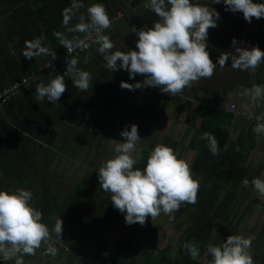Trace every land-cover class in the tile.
I'll return each mask as SVG.
<instances>
[{
	"label": "clouds",
	"instance_id": "clouds-1",
	"mask_svg": "<svg viewBox=\"0 0 264 264\" xmlns=\"http://www.w3.org/2000/svg\"><path fill=\"white\" fill-rule=\"evenodd\" d=\"M225 5L226 11L243 13L246 22L253 18H264V3L253 0H210L211 4ZM208 3H193L192 0H148V7L159 19L152 27L139 30L133 26L130 31L138 37L136 50H119L116 44L104 35H99V52L105 60L106 69L116 72L123 69L129 78L142 75L144 79L135 83L122 81L121 89L136 90L148 87L159 88L169 96H176L185 89H191L201 79H210L217 68L222 69L231 59L233 69L255 70L264 63V51L258 46H236L235 55L219 57L214 63L207 51L209 29L216 28L220 13ZM90 24L81 26L82 31L89 28L97 34L111 26L105 7L94 4L88 9ZM39 42H26L22 53L29 60L34 58V49ZM114 48L117 50L112 51ZM40 49V52H44ZM55 58V54L52 55ZM119 61V64H118ZM76 61L67 64L64 75H57L47 84H39L36 98L49 103H58L67 91L65 76L71 74L73 87L86 91L92 76L87 71L75 67ZM253 102L264 101V85L254 86L248 93ZM254 132L264 134V122H259ZM123 142L117 143L116 155L105 161L98 170L100 188L111 194L115 209L125 214V223L144 225L146 219L157 218L161 214L174 219V213L182 204L197 202L200 183L193 178L190 165L178 157L170 146L158 144L151 151L143 169L135 167L138 158L133 156L136 145L142 140L138 125L132 124L120 132ZM201 139L208 141L209 151L219 154V141L213 133L205 132ZM249 183L264 199V179L253 178ZM33 194L30 190H0V255L4 260L13 259L17 254H33L41 242L49 236V229L43 220V213L32 206ZM62 232V221L57 227ZM252 238L243 235H229L221 245H207L211 256L209 264H255L251 254ZM184 248L193 259L200 254L199 242L188 241ZM107 255V253H105ZM16 264H22L17 259Z\"/></svg>",
	"mask_w": 264,
	"mask_h": 264
},
{
	"label": "rangeland",
	"instance_id": "rangeland-1",
	"mask_svg": "<svg viewBox=\"0 0 264 264\" xmlns=\"http://www.w3.org/2000/svg\"><path fill=\"white\" fill-rule=\"evenodd\" d=\"M192 2H199L201 4L208 3L210 5V0H192ZM253 2H259V0H253ZM210 6L214 7L217 12H223L231 16L230 21L232 22L239 20L241 24H247L246 28L248 30L255 31L257 29L258 19L256 18H253L252 22L248 23L243 18V13L226 11L223 3L211 4ZM115 9L116 8L113 10ZM124 9L129 11V8H123V10ZM138 9L141 11L136 9L134 14L129 12V15L137 16V20L140 22L146 21V15L148 20H150V23H154L159 19L154 12L152 16L148 14V7H146V9L139 7ZM133 18L135 17H132V19ZM232 18L235 20H232ZM78 19L79 22L72 20L68 21L66 27H71L73 29L77 28V31H80L81 26L87 23L84 20L81 22V18ZM132 19L130 21H132ZM219 28L220 27L217 26L216 28L209 29L207 38V51L214 63L218 62L219 57L235 55L234 46L232 44L234 38L237 41L236 46H247L249 48L258 46L264 51V48L261 47L249 34L241 33L237 36L236 34L231 33L229 36H226V33H220ZM130 29L131 28L125 20H120L111 25L101 35L109 37L119 50L128 51L132 50L138 38L134 37ZM98 40L99 36L96 39V43ZM99 48L100 46L97 47L98 51ZM117 48H114L113 51L117 50ZM210 51L213 52L212 55ZM263 64L264 63H261L259 66ZM257 68L255 70H257ZM245 75H247L245 74V71L233 69L231 66V60H228L222 69L217 65L214 75L210 79H201L198 83H195L191 89H185L183 93L176 96L168 95L165 97L167 94L164 93L165 95L160 99L157 97L153 98L154 101L152 100V107L150 109H148L149 107L143 109L139 108V106L143 107L145 104L138 99V96L133 91L131 93L124 92L121 96L127 98L126 109H134L132 113H127L131 118L123 120L125 105H122L120 102H114L112 105L113 110L109 109L106 111L108 113V120L98 124V131L96 130L98 127L94 126L96 129L91 140L81 142V145L77 146V151H73L69 148L61 151L59 148L55 147V149L54 146L45 145L50 148V151L52 152L50 161L44 165V170L33 174L34 178L30 179V182L33 183L36 192L39 189L41 190V186L44 187L45 185L46 188H63L61 189V192L65 193L72 183L84 181L85 186H89V192L87 193V199H89L93 196L92 187L94 185H97V187L100 186L98 180L99 168L105 161L116 155L114 150L117 143L123 142V137L120 136V132L124 130L125 126H128V130L130 131V126L133 123L138 125V133L142 140L136 145V151L133 153V156L136 158H138L143 147L154 149L156 145L163 144L170 146L173 149L176 146V149H179L180 146L186 145L189 136L192 135L191 128L188 129V126L184 123L188 116L187 110H185V101L190 99L199 102L206 98L207 102L210 104L212 103L211 99L215 98L220 92L225 90L228 92L227 89L232 85L237 86L236 84L239 82L243 83V77ZM256 85L257 84H255V86ZM237 87L239 92L243 90L246 91L245 85H239ZM251 89L252 88H247L248 91ZM101 103L102 98L100 104ZM116 105L117 108L115 109L114 107ZM103 108L102 105L97 104L95 110L103 111ZM149 110L152 111L151 114L149 113ZM147 119L153 121L154 124L146 123L149 122L146 121ZM51 149L56 151L54 152ZM46 155L47 154L44 155V158H46ZM183 157L187 163L191 161V153L188 151L183 153ZM193 178L198 180L199 183L201 182L200 179H197L194 176ZM16 188H10L8 191L21 189V187ZM100 191H102V196L108 194L110 195L109 198H111L110 193L99 189V192ZM32 194L34 198L38 193L36 195H34V193ZM95 211L96 203L87 204L85 202V204L77 209L76 213L71 214L68 220L65 221L71 223L73 226L74 224H82L85 226L84 228H80L83 230L82 236H74L71 242L63 244V246L67 247V250L78 256V259L82 260L83 264H98L93 261V257L100 247L105 246L106 249L110 250L121 237L125 239L137 238L139 240L138 248L135 253L137 257L144 249L153 250L155 252L166 247L173 250L178 246L184 230L189 225L188 221L191 217V214L189 213L187 214V218H185V216L175 222V224H171L169 223L168 216L161 214L153 220H151V217H148L146 223L142 226L139 223L127 225L125 223V214L122 213L116 226L107 230L96 223ZM237 211H239V209ZM251 211L252 213L250 212V216H248V219H245V221L239 220L236 222L239 211L234 213V218L232 217L230 221L221 224L217 232L216 246L221 245L226 241L229 235L251 237V254L253 259L257 264H264V227L262 228L264 213L262 204L258 206L253 205ZM82 216L84 218L80 221ZM85 217L88 218L89 221L86 220ZM81 232L82 231H79V234H81ZM54 241L58 242V240H55L53 237H47L42 244V248L39 246L35 249L33 254L21 253L9 260H4L3 256L0 255V264H16L17 259L21 260L22 264H68L65 253L66 250L63 251L61 249L58 257L55 253L56 249L53 247L56 246L54 245ZM72 264H77V261L72 262Z\"/></svg>",
	"mask_w": 264,
	"mask_h": 264
},
{
	"label": "crops",
	"instance_id": "crops-1",
	"mask_svg": "<svg viewBox=\"0 0 264 264\" xmlns=\"http://www.w3.org/2000/svg\"><path fill=\"white\" fill-rule=\"evenodd\" d=\"M71 3L75 8V13L71 15L70 21L79 22L78 18H81V22L84 20L87 24H90L88 9L97 3H94L92 0H83L82 2L71 0ZM117 10L112 9L111 15ZM148 12L149 15L153 14L150 9ZM3 13L4 11L0 9L1 23H3ZM132 17L135 18L132 19ZM45 18L46 20L42 23L43 25L38 22V35L32 41H27L26 38L29 33L26 35L23 27L12 26L13 28L11 30L13 31L10 32L8 37V34H5L8 33L10 28L8 29L6 24L0 25V31L3 33V37L0 38V89L36 70L39 64L49 60L53 54L60 52L64 47L81 38L85 32L82 30L77 31V28L66 27L67 23L62 24L60 22L59 14L51 13ZM131 19L132 21H130ZM135 19L137 20L138 17L131 15L122 20H125L130 28L135 26L138 30L144 26L152 27L154 24L150 23L147 15L145 16L146 21L140 22ZM58 22L59 25H57ZM28 28L27 24H25V29L27 30ZM133 35L135 38L137 37L135 33ZM37 41L39 42V48L33 50L34 58L32 60L25 58L22 53L26 50V42ZM97 45L100 46L99 40L93 52L67 58L64 66H61L53 72L45 73L34 84L21 89L0 110V190L8 191L10 188L15 189L16 187L28 190L31 188L36 189L33 183L30 182V179L34 178V173L41 172L45 169L44 165L50 161L52 154L50 149H47L45 143H43L46 137H51L53 141H56L59 139V135H63L67 131V134L72 137V140L78 142L77 145H81L83 141L87 142L91 140L96 129L94 126L98 127V124L108 120V113L106 111L109 109L113 110L112 105L114 102H120L122 105H125L123 120L131 118L127 113H132L134 109H126L127 98L122 97L121 94L124 92L131 93L133 90L121 89L120 84L122 81L127 83L142 81L144 77L137 75L134 79H130L128 72L123 69L116 72H111L106 69V62L97 50ZM260 46L264 48V46ZM41 48L45 51L40 52ZM133 49L136 50V44ZM72 60L77 62L75 65L77 69L87 71L91 74L92 81L90 82L89 88L86 91H81L73 87L72 80L70 79L71 74H69L64 77L67 91L61 96L58 103H49L46 98L43 101H38L36 98L37 85L49 83L58 74L64 75L67 71V64H70ZM260 67L262 68L260 73L261 77L258 79H260V85H264V64ZM245 74L247 75L243 77L242 85H245L246 91L239 92L237 86H239L238 84L240 82L236 84L237 86L232 85L227 89L228 92L225 90L216 95L215 98L212 97V103L210 104L225 107L224 110L226 112L229 105L235 104L239 108L264 116V101L253 102L247 90V88H253L258 82L257 70L249 69L245 71ZM133 92L136 93L141 102H144L145 106L143 108L149 107L148 109L152 107L151 102L154 101L153 98L163 94L159 88L153 87L136 89ZM101 98L102 103L100 104ZM97 104L102 105V108L104 107L103 111L95 110ZM114 108L116 109L117 105ZM139 108L142 107L139 106ZM69 112L71 114L70 119L73 122L69 123L68 128H66L64 127V123L67 122L65 120V114ZM149 113L151 114L152 111L149 110ZM146 121L149 120L147 119ZM243 122L245 124L247 123L245 121ZM146 123L154 124L153 121ZM243 126H238V123L235 121L231 126L227 127L226 131L231 134V137L235 138ZM246 127L250 131V133L247 132L248 140L246 141L252 143L254 146L246 163V179L251 182L253 178L264 179V134L258 135L254 132V126ZM96 130L98 131L99 127ZM22 151L26 155H22ZM52 151L55 152L56 150ZM45 154H47L46 158H44ZM13 172L26 173L25 181L23 183L16 181L14 174L12 175ZM25 183L29 184V186ZM239 188V203L229 216L228 221L232 219L235 212L239 211L236 222L239 220H247L250 212L252 213L251 209H253V205L258 206L262 204L264 213V199L259 197L251 183L247 187L242 183ZM238 209L239 211H237ZM262 223L263 228L264 221Z\"/></svg>",
	"mask_w": 264,
	"mask_h": 264
},
{
	"label": "trees",
	"instance_id": "trees-1",
	"mask_svg": "<svg viewBox=\"0 0 264 264\" xmlns=\"http://www.w3.org/2000/svg\"><path fill=\"white\" fill-rule=\"evenodd\" d=\"M76 1L82 2L83 0ZM93 1L94 3L102 4L109 17L112 12L108 5L109 2L114 3L115 8L118 10L126 8L120 0ZM117 3L120 5H117ZM259 3H264V0H259ZM0 9L4 11L3 23L0 22V25L6 24L7 28H10L5 35L8 34L7 36L9 37L10 32L13 31L11 30L12 26L23 27L26 35L29 33L26 38L27 41H32L37 37L38 22L41 24L45 22V17L51 13L59 14L62 24L70 21L71 15L75 13L71 0H0ZM219 13L220 18L217 21V25L220 27V33H226V36H229L231 33L237 36L241 33H247L260 45L264 46V18L258 19L257 29L252 31L246 28L247 24H241L239 20L233 18L232 20L235 21L232 22L230 21L231 16L223 12ZM25 24L29 27L27 30L25 29ZM57 25H59V22ZM49 27L51 28L50 25ZM2 37L3 33L0 31V38ZM64 49L65 47L61 51ZM90 52H93V50L84 54ZM210 53L212 55L213 52L210 51ZM229 60L231 59L229 58ZM261 70L262 68H257V85H260V79L258 78L261 77ZM224 108L209 104L206 98L199 102L189 99L185 101V110H187L188 116L184 123L188 126V129L191 128L192 135L189 136L186 145L180 146L179 149H176V146L173 147L181 159H185L183 157L185 151L191 153L190 167L192 174L197 179H200L201 182L197 202L195 204H182L180 209L174 213V219H170L168 216L169 223L175 224L181 218L185 216L187 218V214H191L188 221L189 225L184 230L178 246L173 250L165 247L155 252L144 249L137 257L135 253L139 240L137 238L125 239L121 237L110 250L106 249L105 246H101L93 257L95 263L209 264L212 258L207 253L206 247L209 244L216 246L219 226L228 221L229 216L239 203V187L247 176L246 163L254 146L252 143L246 141L248 140L247 132L250 133L246 126L255 127L257 125L245 124L241 120L234 119ZM235 121L238 123V126H244L238 135L233 138L226 129ZM205 132L213 133L218 139V155H213L209 151L208 141L201 139L202 134ZM152 150L151 148L143 147L138 155V163L135 167L143 169ZM21 154L26 155L23 151ZM13 174L16 181L20 183L25 181L26 173L13 172ZM25 184L29 186V184ZM31 191L32 193L36 192L33 188ZM33 207H36L37 210L43 213L42 222L47 225L50 235L55 230V226H57V223L54 221L56 219L55 211L57 210V215L60 213L57 195L48 192V188H46L45 193L41 194L39 199H34ZM121 214L108 202L101 207L98 221L104 228H112L117 223ZM188 241L199 242L200 254L195 259L184 248V244ZM74 261H77V264H83L82 260L78 259L75 254L72 252L67 253V263L72 264ZM254 262L257 264L255 260Z\"/></svg>",
	"mask_w": 264,
	"mask_h": 264
},
{
	"label": "flooded vegetation",
	"instance_id": "flooded-vegetation-1",
	"mask_svg": "<svg viewBox=\"0 0 264 264\" xmlns=\"http://www.w3.org/2000/svg\"><path fill=\"white\" fill-rule=\"evenodd\" d=\"M120 1L122 4H124V6L126 8H129V11H126L127 9H124V11L127 12V15L125 17L131 15V14L129 15V12L134 14L136 9L139 10L138 9L139 7L142 9H146V5L148 3V0H120ZM108 5L111 8V10L115 8L114 3L109 2ZM117 5H119V3H117ZM139 11H141V10H139ZM162 95H165V94L164 93L160 94L157 98L160 99L162 97ZM70 116H71L70 112L65 114V118H66L65 120L67 122L64 123L65 124L64 127H66V128H68L69 123L73 122L70 119L71 118ZM43 143H45V145L54 146L56 148H59V150H61V151H63V149H67V148H69L73 151H75V150L77 151V146H79V145H77L78 142L73 141L72 137L67 134V131L63 135H59L58 140L53 141L51 137H46L45 140L43 141ZM71 145H72V147H71ZM47 149H50V148L47 147ZM40 188H41V190L40 189L37 190L38 196L37 197L34 196V198H32V201H31L32 206L34 204V199H39L40 195L45 193V189H46L45 185H44V187L41 186ZM52 188H54V189H52ZM88 188H89V186L88 185L85 186L84 181L72 183L70 185V187L66 190L65 193L61 192V189H63V188H60V187H58V188H55V187L50 188L49 187L48 188V192H50V193L54 192L53 194L57 195L58 207L60 206L59 215H57V210L55 209L56 210L55 211L56 219H54V221L57 223V226H55V230L52 231V233L48 236V237H53L55 240H58V242L54 241V245H56V246H53L54 249H56L55 253L58 257L60 255L61 249L63 251L66 250L65 251L66 257H67V253L70 252L69 250H67V247L63 246V244H67L68 242H71L74 236L77 237V236L83 235V230H81L80 228H84L85 226H83L82 224H74V226H73L71 223H69V222L67 223L65 221L68 220V218L70 217L71 214L76 213L77 209L80 206H82L83 204H85V202L87 204L96 203V211L94 212L96 215L95 221H97L96 223H98L101 227H103V225H101V223H99V221H98V214L100 213L101 207L104 206L106 203L109 202L112 205L111 198H109L110 195L107 194L105 196H102V191L99 192V189H101L100 186L97 187V185L96 186L94 185L92 187L93 196L91 198L87 199V193L89 192ZM31 190H32V188L30 189V191ZM35 191H36V189H35ZM34 195H35V193H34ZM63 201H65V203H63ZM82 218H84V217L82 216L80 218V221L82 220ZM85 219L88 220V218H86V217H85ZM60 220L62 221V232L61 233L57 232V227L60 223ZM116 224L114 226H116ZM77 225H79V226H77ZM108 229H111V228H108ZM79 231H82L81 234H79ZM44 241L41 242L40 246H42ZM44 247H49V246H44Z\"/></svg>",
	"mask_w": 264,
	"mask_h": 264
},
{
	"label": "built area",
	"instance_id": "built-area-1",
	"mask_svg": "<svg viewBox=\"0 0 264 264\" xmlns=\"http://www.w3.org/2000/svg\"><path fill=\"white\" fill-rule=\"evenodd\" d=\"M126 15L127 12L124 10L115 11L109 17L112 21L111 25L124 19ZM101 34H97L92 28L86 30L81 38L66 46L63 51L55 53V58L52 57L49 60L44 61L43 63L39 64L36 70L33 72H30L18 80L10 83L6 87L1 88L0 110L3 109L11 101V99L21 91V89L27 88L29 85L34 84L37 79L45 73L53 72L61 66H64L67 58L71 56H78L95 49L96 39ZM227 112L230 113L234 119L243 120L248 124L264 122V116L255 114L243 108H239L235 104L229 105Z\"/></svg>",
	"mask_w": 264,
	"mask_h": 264
}]
</instances>
